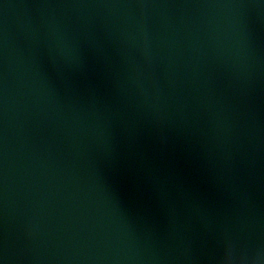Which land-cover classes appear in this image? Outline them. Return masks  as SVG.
Listing matches in <instances>:
<instances>
[{
	"label": "water",
	"instance_id": "1",
	"mask_svg": "<svg viewBox=\"0 0 264 264\" xmlns=\"http://www.w3.org/2000/svg\"><path fill=\"white\" fill-rule=\"evenodd\" d=\"M0 264H264V0H0Z\"/></svg>",
	"mask_w": 264,
	"mask_h": 264
}]
</instances>
